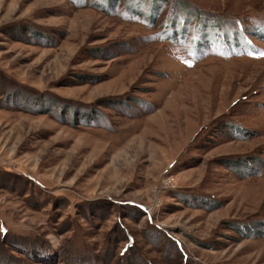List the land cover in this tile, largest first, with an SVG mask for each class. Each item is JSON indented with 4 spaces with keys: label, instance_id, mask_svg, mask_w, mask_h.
Masks as SVG:
<instances>
[{
    "label": "rangeland",
    "instance_id": "rangeland-1",
    "mask_svg": "<svg viewBox=\"0 0 264 264\" xmlns=\"http://www.w3.org/2000/svg\"><path fill=\"white\" fill-rule=\"evenodd\" d=\"M264 0H0V264H264Z\"/></svg>",
    "mask_w": 264,
    "mask_h": 264
},
{
    "label": "snow or ice",
    "instance_id": "snow-or-ice-1",
    "mask_svg": "<svg viewBox=\"0 0 264 264\" xmlns=\"http://www.w3.org/2000/svg\"><path fill=\"white\" fill-rule=\"evenodd\" d=\"M262 55H264V53H262Z\"/></svg>",
    "mask_w": 264,
    "mask_h": 264
}]
</instances>
